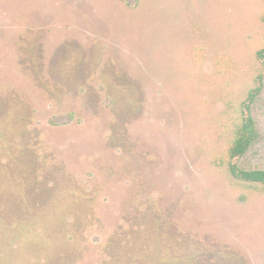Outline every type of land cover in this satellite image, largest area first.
<instances>
[{
    "label": "rangeland",
    "instance_id": "obj_1",
    "mask_svg": "<svg viewBox=\"0 0 264 264\" xmlns=\"http://www.w3.org/2000/svg\"><path fill=\"white\" fill-rule=\"evenodd\" d=\"M263 17L264 0H0V125L11 104L34 111L36 193L76 214L90 196L95 218L80 237L72 220L57 224L68 239L39 229L0 264L118 262L107 238L138 216L217 264H264V191L223 163L262 71ZM253 115L245 169L264 168V88Z\"/></svg>",
    "mask_w": 264,
    "mask_h": 264
},
{
    "label": "trees",
    "instance_id": "obj_2",
    "mask_svg": "<svg viewBox=\"0 0 264 264\" xmlns=\"http://www.w3.org/2000/svg\"><path fill=\"white\" fill-rule=\"evenodd\" d=\"M257 58L262 64V71L256 78L255 86L242 102L241 119L235 124L233 135L223 148V163L235 179L257 185L264 191V168L245 169L237 162L257 142L260 135L253 115V106L264 88V46L257 51ZM8 107L7 116L1 117L4 123L0 125V263L4 257L17 251L12 250L13 244H18L20 248L25 247L32 235L39 234V229L43 230L40 235L44 232V240L48 237L52 239L50 237L54 235L59 240H64L72 237L66 226L71 225L69 220H72L74 225H81V232L76 230L75 237H80L82 229L86 226L95 227V218L88 217L89 212L94 213L90 196L82 199V204L85 201L87 206H83L76 214L68 208L64 209L63 205L60 207L55 204L58 201V193L53 187L43 196L36 193L37 179L33 171L36 156L33 153L36 151V145L40 147L41 143L35 140L31 142V129L28 130V137L26 127L22 126L23 119L27 122L35 112L27 107L24 113V107L19 104H11ZM5 111L6 109L0 106V113ZM9 130L15 135H6ZM27 149L30 150L31 156ZM70 189L73 197L83 195L82 192L77 193L73 188ZM59 199L62 201V198ZM65 222L64 227L57 225ZM136 222L139 226L132 225L129 228L120 225L109 234L105 252L111 260H118L110 264H217L212 262L214 260L207 259L209 254L204 248L193 244L174 245L175 242L172 243L169 239L167 241L170 243L158 241L156 238L160 236L159 231L157 235H151L158 229L150 232L147 228L151 226H146L150 222L148 219H139L138 216ZM143 226L146 228H142ZM72 246L76 245L63 242L58 249L64 251ZM220 255L222 257L224 254ZM108 262L105 261L104 264Z\"/></svg>",
    "mask_w": 264,
    "mask_h": 264
}]
</instances>
